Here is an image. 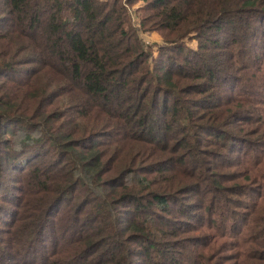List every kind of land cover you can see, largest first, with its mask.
I'll return each instance as SVG.
<instances>
[{
  "label": "trees",
  "instance_id": "16d2710c",
  "mask_svg": "<svg viewBox=\"0 0 264 264\" xmlns=\"http://www.w3.org/2000/svg\"><path fill=\"white\" fill-rule=\"evenodd\" d=\"M0 264H264V0H0Z\"/></svg>",
  "mask_w": 264,
  "mask_h": 264
},
{
  "label": "rangeland",
  "instance_id": "374dc122",
  "mask_svg": "<svg viewBox=\"0 0 264 264\" xmlns=\"http://www.w3.org/2000/svg\"><path fill=\"white\" fill-rule=\"evenodd\" d=\"M130 9V13L132 14V21H133V24L136 26V21L134 19V11L132 8H129ZM146 37V40L148 41L147 43H149V41L152 43L158 41L159 37L157 35H149V34H146L145 35Z\"/></svg>",
  "mask_w": 264,
  "mask_h": 264
},
{
  "label": "built area",
  "instance_id": "2783aa9c",
  "mask_svg": "<svg viewBox=\"0 0 264 264\" xmlns=\"http://www.w3.org/2000/svg\"><path fill=\"white\" fill-rule=\"evenodd\" d=\"M134 19L136 21V25L139 27L140 26L139 21H137L135 17H134Z\"/></svg>",
  "mask_w": 264,
  "mask_h": 264
}]
</instances>
